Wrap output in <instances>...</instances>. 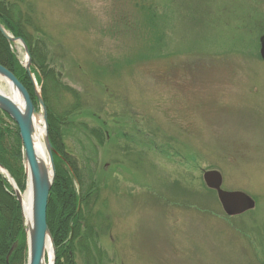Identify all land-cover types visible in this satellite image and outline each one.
<instances>
[{
    "label": "rangeland",
    "instance_id": "1",
    "mask_svg": "<svg viewBox=\"0 0 264 264\" xmlns=\"http://www.w3.org/2000/svg\"><path fill=\"white\" fill-rule=\"evenodd\" d=\"M3 1L32 18L33 43L82 101L60 127L66 159L57 152L65 167L94 156L104 226L70 264H84L80 250L89 264H264V0ZM49 99L61 113L72 101ZM210 169L254 207L227 215Z\"/></svg>",
    "mask_w": 264,
    "mask_h": 264
},
{
    "label": "trees",
    "instance_id": "2",
    "mask_svg": "<svg viewBox=\"0 0 264 264\" xmlns=\"http://www.w3.org/2000/svg\"><path fill=\"white\" fill-rule=\"evenodd\" d=\"M149 19L154 25L155 21ZM150 21L144 22L142 41L147 40L150 35L152 38L151 30L147 32ZM0 23L11 35L24 39L27 44L31 59L30 70L35 80L42 83L40 91L46 106L50 141L56 152L62 151L60 127L61 124L68 123L66 119L69 114L76 108L83 107L79 93L56 79L55 70L48 67L47 59L37 48L38 44L33 43L30 37L28 26L31 27L33 24L32 18L26 13L23 14L17 3L8 4L0 0ZM35 30L37 29L35 28ZM11 47L12 44L0 33V64L12 71L21 81L29 92L36 110H39V102L35 96L32 80L18 60L15 50ZM50 92H53L57 98L63 94L71 98L72 101L64 108L65 112L56 111V107L49 99ZM83 126L85 125L83 124ZM89 132L96 141L102 144V130L91 128ZM55 151L53 152L55 178L48 194L46 222L55 244L56 264H62V258L66 260L67 264H70L75 245H82L85 233L87 232V237H90L91 233L95 235L103 229L104 217L99 212H94L101 184L96 178L94 156L92 158L83 156L77 163L74 160L69 161L68 167H65L58 152L55 153ZM64 156L66 159L65 153ZM0 164L13 177L17 188L24 191L27 176L25 175L23 145L18 126L2 110H0ZM90 217L95 220V227L89 223ZM89 257L92 259L90 252L80 250V258L84 264L90 263ZM26 258V230L21 209L7 178L0 172V264H26Z\"/></svg>",
    "mask_w": 264,
    "mask_h": 264
},
{
    "label": "water",
    "instance_id": "3",
    "mask_svg": "<svg viewBox=\"0 0 264 264\" xmlns=\"http://www.w3.org/2000/svg\"><path fill=\"white\" fill-rule=\"evenodd\" d=\"M0 33L8 42H18L25 49L26 61L24 68L30 80H32L35 96L39 102L40 110H36L26 87L23 86L12 71L0 64V77L3 81L9 83L12 92L17 95V98H11L5 92H0V110L8 114L18 126L21 144L23 145L25 175L31 187V223L28 226L25 224L28 251L26 262L27 264H46L47 242H50L53 256L55 252L54 240L52 239L50 229H48L46 222L48 194L55 178V165L52 154L54 147L49 139L46 106L41 95L40 87L29 68L31 59L24 39L11 35L2 23H0ZM259 49L260 58L264 61V34L259 36ZM37 117H40L44 123L43 144L48 163H45L37 155L36 144L34 143V121ZM0 172L4 173V176L7 178L21 209L20 189L17 188L13 177L10 176L9 172L1 164ZM202 178L209 189L216 191L221 208L227 215L234 216L235 214H241L254 207L255 200L244 191H228L221 188L222 177L219 171L215 169L204 171ZM52 261V264H54V257Z\"/></svg>",
    "mask_w": 264,
    "mask_h": 264
},
{
    "label": "bare ground",
    "instance_id": "4",
    "mask_svg": "<svg viewBox=\"0 0 264 264\" xmlns=\"http://www.w3.org/2000/svg\"><path fill=\"white\" fill-rule=\"evenodd\" d=\"M9 86L10 93L5 92L7 95H9L11 98H17L16 93L12 92L11 87L9 83L7 82ZM0 92H3L0 89ZM4 93V92H3ZM34 143L36 144V151L37 155H39L45 163H48L47 154H45L44 144H43V137H44V123L42 122V119L40 117H37L34 121ZM26 190L24 192L20 193L21 198V215L22 219H24V227L25 224L28 226L31 223V204H32V198H31V187L30 182L28 181L26 184ZM46 250L49 252V258L45 262L46 264H52L53 263V250H51L50 242H47L46 244Z\"/></svg>",
    "mask_w": 264,
    "mask_h": 264
}]
</instances>
